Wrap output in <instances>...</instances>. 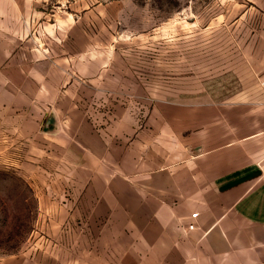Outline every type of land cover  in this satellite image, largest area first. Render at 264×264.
Instances as JSON below:
<instances>
[{
  "label": "crops",
  "instance_id": "0c3cea01",
  "mask_svg": "<svg viewBox=\"0 0 264 264\" xmlns=\"http://www.w3.org/2000/svg\"><path fill=\"white\" fill-rule=\"evenodd\" d=\"M84 1L0 0V152L27 143L59 160L43 173L61 192L84 193L51 215L77 225L59 249L0 264H264V118L182 135L158 112L144 126L117 76L91 70L111 27Z\"/></svg>",
  "mask_w": 264,
  "mask_h": 264
},
{
  "label": "rangeland",
  "instance_id": "374dc122",
  "mask_svg": "<svg viewBox=\"0 0 264 264\" xmlns=\"http://www.w3.org/2000/svg\"><path fill=\"white\" fill-rule=\"evenodd\" d=\"M84 6L85 13L92 7V19L111 27L109 35L99 34L102 45L91 53L105 62L91 70L107 87L115 86L109 77L117 76L144 126L158 112L182 135L219 133L221 121L236 129L237 119L264 118V0H85ZM114 66L116 75L109 73ZM4 148L0 254L59 249L60 232L77 225L53 223L51 215L60 218L61 199H82L84 193L61 192V176L43 173L59 160L31 152L27 143L15 154L11 144ZM69 211L76 215L83 208Z\"/></svg>",
  "mask_w": 264,
  "mask_h": 264
},
{
  "label": "built area",
  "instance_id": "2783aa9c",
  "mask_svg": "<svg viewBox=\"0 0 264 264\" xmlns=\"http://www.w3.org/2000/svg\"><path fill=\"white\" fill-rule=\"evenodd\" d=\"M261 173H262V176H263V178H264V162H263V164L261 165ZM198 216H199V212H195V213L192 214V217H193L194 219L197 218ZM189 228H190V229H194V228H196V223H195V222L191 223V224L189 225Z\"/></svg>",
  "mask_w": 264,
  "mask_h": 264
}]
</instances>
